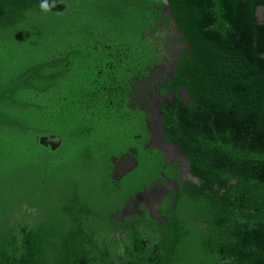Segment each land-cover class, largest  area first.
Returning <instances> with one entry per match:
<instances>
[{
  "label": "trees",
  "instance_id": "trees-1",
  "mask_svg": "<svg viewBox=\"0 0 264 264\" xmlns=\"http://www.w3.org/2000/svg\"><path fill=\"white\" fill-rule=\"evenodd\" d=\"M40 3L0 0V264H264V0ZM164 178L158 215L122 212Z\"/></svg>",
  "mask_w": 264,
  "mask_h": 264
},
{
  "label": "flooded vegetation",
  "instance_id": "flooded-vegetation-1",
  "mask_svg": "<svg viewBox=\"0 0 264 264\" xmlns=\"http://www.w3.org/2000/svg\"><path fill=\"white\" fill-rule=\"evenodd\" d=\"M131 101L134 100L135 95L128 96ZM139 97V96H138ZM168 96H164V98H167ZM146 102V101H145ZM145 114H146V127L149 131V140H148V146H151L155 149H158L162 153V158L164 161H166L169 165L177 164L176 170L178 171V178L180 180L188 179V168H187V162L186 159L183 157L181 153L178 152V149L173 144H170L163 139V133L161 129V122H160V116L155 112L153 109H146V108H140ZM156 121V122H155ZM153 122L157 126V128H153ZM156 130V132H155ZM132 153H134V150H131ZM136 166V160L133 157V155L126 154L125 156L121 157L119 160L114 162V168H113V177L114 179L118 180L120 177L124 176L127 172L132 170ZM172 190H176L175 182L170 181L166 178L153 183V185L149 188V190L145 191L144 193L138 195L137 199L134 201L129 202L134 203L136 211L142 207L143 209H148L154 214L158 215V206L167 198V196L171 195ZM159 192V193H158ZM156 194V195H155ZM146 196L147 198H152L153 202L152 205H149V201H146L144 198ZM135 201L137 203H135ZM129 204H127L122 212L126 214L128 210ZM133 215V214H132Z\"/></svg>",
  "mask_w": 264,
  "mask_h": 264
},
{
  "label": "rangeland",
  "instance_id": "rangeland-1",
  "mask_svg": "<svg viewBox=\"0 0 264 264\" xmlns=\"http://www.w3.org/2000/svg\"><path fill=\"white\" fill-rule=\"evenodd\" d=\"M257 18H258V20L260 21V22H264V7H259L258 9H257ZM174 45H173V48H172V51L170 52V55L175 51V49L177 48V47H174L176 44L175 43H173ZM179 46H183V44H180ZM170 64V63H169ZM169 67V65H165V70H166V68H168ZM183 95V98H184V100H185V96H184V94H182ZM170 97H172V96H168V98H170ZM133 102H134V104L136 105V106H138V107H140V108H146V109H150V107H151V110L153 109V101H146L145 102V99H143V98H141V97H135L134 98V100H133ZM156 122V121H155ZM153 128H157V126L155 125V123L153 122ZM155 132H156V130H155ZM159 193V192H158ZM156 195V194H155ZM152 198L153 197H151V198H147L146 196H144V198L143 199H145L146 201H149L150 200V202H149V205H152V202H153V200H152ZM135 203H137L136 201H135ZM129 207L128 208H126V210H128V212L126 213V214H128V215H132L134 212H136V209H135V205H134V203H130L129 205H128Z\"/></svg>",
  "mask_w": 264,
  "mask_h": 264
},
{
  "label": "water",
  "instance_id": "water-1",
  "mask_svg": "<svg viewBox=\"0 0 264 264\" xmlns=\"http://www.w3.org/2000/svg\"><path fill=\"white\" fill-rule=\"evenodd\" d=\"M38 142L41 146L48 147L50 148L51 151H54L60 147L62 139L58 135H47V136L40 137L38 139Z\"/></svg>",
  "mask_w": 264,
  "mask_h": 264
},
{
  "label": "clouds",
  "instance_id": "clouds-1",
  "mask_svg": "<svg viewBox=\"0 0 264 264\" xmlns=\"http://www.w3.org/2000/svg\"><path fill=\"white\" fill-rule=\"evenodd\" d=\"M57 0H51V3H49V0H41L40 8L47 12L50 10V8L55 7Z\"/></svg>",
  "mask_w": 264,
  "mask_h": 264
}]
</instances>
